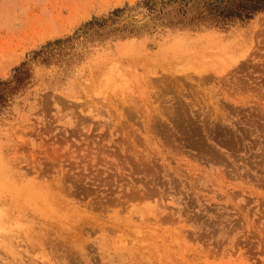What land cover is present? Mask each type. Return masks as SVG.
Wrapping results in <instances>:
<instances>
[{
    "label": "rangeland",
    "instance_id": "obj_1",
    "mask_svg": "<svg viewBox=\"0 0 264 264\" xmlns=\"http://www.w3.org/2000/svg\"><path fill=\"white\" fill-rule=\"evenodd\" d=\"M207 2L0 0V264H264V11Z\"/></svg>",
    "mask_w": 264,
    "mask_h": 264
},
{
    "label": "trees",
    "instance_id": "obj_2",
    "mask_svg": "<svg viewBox=\"0 0 264 264\" xmlns=\"http://www.w3.org/2000/svg\"><path fill=\"white\" fill-rule=\"evenodd\" d=\"M207 8L221 22L233 18L246 19L264 11V0H208ZM18 78L17 75L16 79Z\"/></svg>",
    "mask_w": 264,
    "mask_h": 264
}]
</instances>
